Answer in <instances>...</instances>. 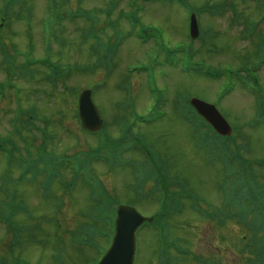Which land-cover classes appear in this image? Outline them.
<instances>
[{
	"label": "rangeland",
	"instance_id": "rangeland-1",
	"mask_svg": "<svg viewBox=\"0 0 264 264\" xmlns=\"http://www.w3.org/2000/svg\"><path fill=\"white\" fill-rule=\"evenodd\" d=\"M110 1L111 0H70V4L66 3L64 6H66L67 9H71L75 19L83 17L94 18L95 14L93 12H87L86 9L94 10L105 7L110 9L116 8L111 7ZM118 1L119 9L128 12L132 9H136L132 5V1L134 0ZM137 1L145 6L139 14L141 22H144L147 26L152 25L159 28L160 31L158 35H161L164 43H169L170 45H176L177 43L191 44V51H189L191 57L186 60L182 58V63H179V67L176 65L177 68L159 67L155 69L158 85L161 87L168 84L170 87L169 92L166 93L167 98L165 97L168 102V105L164 108L168 113L167 118L159 123L141 124V127L137 124L133 131L136 134L147 137L150 144L156 145L157 143L158 149L161 151L159 152L156 150L159 158L165 160L166 164L171 167L170 173L173 174L175 181H185L190 189L196 192V203L199 207L205 208L208 206V203L220 205L222 202L221 191L223 188H227L230 185L229 180L226 179L227 171L225 172L222 168V164L215 161L208 152L205 153L198 149L200 147L209 148L211 138L207 137V144L205 145L194 143L193 135L197 134L193 132L191 119H186L187 122L184 119H179L177 116L173 115V107L175 109L178 104L177 101L181 99L182 96L197 97L211 104L219 100V108L228 117L231 125L234 126V130H237L235 131L237 145L246 143L244 147L241 148L246 158L248 157L249 160L264 159V118L254 119L257 113L255 110L256 97H252V93L244 88L247 87L249 90L251 89L248 83L245 85L238 82L237 79H229L225 73V69H235L242 65V62H247L253 66L258 64L263 65L262 62H258V59H264V49H260L254 45L250 46L251 44L243 37L246 25L250 19L255 18L257 21L260 18V15L257 16L258 11L250 10L252 7L256 6V1L245 0L244 2L242 0H236L242 15L239 25L236 26L231 23L232 14H224L214 18L210 17L208 14H203L204 16L202 15L203 17L200 19L202 25L201 29L209 33H207L205 39L202 40H194L189 36L190 9L187 6L164 0H158V2ZM188 1L191 2L195 8L203 7L210 1L215 3L225 2V0ZM41 9L44 11L43 7ZM119 9L113 11L112 18L116 19L119 16ZM100 12L101 11L98 12L100 15L98 16L100 28H105L106 30L104 32H107L106 34L108 35L111 33L109 26H107L108 17ZM262 21L263 19L259 20V23ZM89 22L72 21L71 23H67V28L72 33L73 38V74L70 82L73 97L63 90L55 91L52 89L54 87L44 80L43 73L37 75L38 79H40L38 81L19 82V96L23 98V108L28 110L36 108L41 117H50V111L52 110L55 116L61 115L65 120L64 124L60 125V121L54 117L56 126L50 128L54 140L49 142V146L50 150L54 153H78L89 151L91 148L98 145L99 137L97 135H88L81 127L79 128V123H77L73 115L75 108L74 97H76L77 90L80 92L87 88L93 90L94 101L105 119L104 126L109 135L110 144L120 140L119 135L121 133V127L117 121L119 117L124 116L118 108L119 104L124 100V92L120 88V85L127 76L130 77L131 84L134 83L135 87H138V85L142 86L138 90V93H135V99L138 100V104H140L141 108L147 111L153 103L151 90L145 87L147 72L130 73L129 68L131 65L149 64L151 62V54L153 57L157 55V51L155 52V45H157L155 40H150V42L145 44L141 43L135 36V33L133 35L130 33L132 29H128L129 26H125L122 28V34L125 33L123 40L120 42L117 48L118 50L115 53L114 45L110 49L108 45L103 48L98 43L89 44L88 40L84 41L83 29L89 26L92 27L94 23L93 21ZM209 28H213V30H211L212 33ZM261 28V32L263 33L264 23L261 24ZM125 30L127 31L125 32ZM16 37L17 35L11 37L16 49L30 48V50L35 51L33 55H43L41 39L37 40V46L33 48V45H31L32 41L28 42L25 36L27 47L26 44L22 43L19 39H15ZM54 49L64 50L65 48H61L60 45L55 44ZM239 49H241V53L238 52ZM105 55L106 59L109 56L110 66H113V64L117 62L115 71L108 75L106 67L103 66ZM244 55L248 56L245 60L242 57ZM192 64L195 65V71L186 68ZM184 69L185 71H183ZM207 69L219 73L222 71L223 73L218 77H212L206 74ZM165 73L167 77H164ZM260 75L264 86V67L260 69ZM2 77L3 74H0V79H2ZM41 79L43 80L42 82ZM12 95L15 96L14 92L10 94L8 100L0 104V116L3 118L0 125L1 136H5L10 131L9 120L13 118V114L10 115V113L16 108V100L15 97L12 98ZM141 99H144L143 102L140 101ZM185 109L189 110L186 104ZM190 117H192V115H190ZM39 125H43V122H40ZM202 130L205 131L204 126ZM243 137H246L247 140H244ZM100 138L103 141L105 140L104 135ZM248 139H250L249 142ZM210 147L212 146L210 145ZM230 149V151H236V145L234 143L231 144ZM118 151L125 152V148L122 147ZM137 158L141 159V156L137 155ZM251 163L252 162H250V164ZM3 166H5V163L0 157V169ZM94 166L97 171L91 173H77L81 181L77 183L75 189L77 192L69 196L70 187L58 186L56 190H53L54 196L46 198L42 192L36 188L35 182L25 180L19 184L18 189L26 197L25 200L30 210L33 211L36 217H39L37 223L40 228L44 229L47 227L50 232L63 234V230L56 231L54 229V227L56 228L54 219L50 220V224L46 222L48 221L47 217L56 213L57 205H59L61 201H65L63 205L65 211H61L60 213L57 212L58 214H63L62 216H58L57 214V217L61 220L64 219V222L62 221V223H64V228L69 230L67 239L72 242V234H74L77 224L85 220L84 214L81 212H85L89 208L91 210L92 208L91 198L98 195H102L104 198L103 192L99 190L101 182L107 188L113 201H126L125 190H127V187H125L124 190L123 182L121 185L120 182L130 177V169L117 168L110 170L106 165H100L98 163H94ZM253 168L254 171L252 170V174L248 177L251 180V184L253 186L264 187V167ZM121 177H123L122 180ZM84 178L85 181L83 182ZM1 181H3V174L0 170V188L3 190V183ZM88 194L89 201L84 198V195L86 196ZM3 197V193L0 191V209L3 208L1 207ZM32 198H36V201L38 200L37 202L43 203L44 207L41 208L40 204H35L36 202L34 203L28 200ZM154 200L157 203V199L154 198ZM135 205L145 216L153 215L158 209L149 200L140 201L135 203ZM191 207L192 203H185V208L182 211L183 217L181 216L178 221L175 220V218L172 219L171 234L173 237H175V239H180L185 247H190L197 254L209 257L210 253L213 252L214 259L220 258L225 261V264H233L234 262L235 264L236 262L241 264L240 248L243 246L242 235L245 234V230L240 227L237 222L233 221L230 226L224 228L227 237L222 239V236L218 234L217 228L211 223L200 219L198 215L192 211ZM68 209L74 212L75 218L77 219L72 225H68L66 219V214H69ZM106 213H109L108 209H106ZM21 223H23V221H21ZM32 224L33 222L31 221L26 226L32 227ZM230 228L233 229L232 232L229 231ZM106 230L108 231V229ZM156 231L157 229L154 225H144L138 230L139 258L137 264H153L148 254H150L152 248L156 246L155 242L159 240ZM5 237H7L6 227L5 224L1 222L0 260L5 257V253L1 251L7 248V240L5 241ZM26 238L28 239L29 237L27 236ZM229 241L233 242L231 247L228 246ZM40 243L48 245V241L43 238H41ZM49 243L55 244V239L52 238ZM37 250H39V248H29L28 255L36 259L38 257ZM75 250L77 251V249ZM28 255L26 254V256ZM73 255L80 260L78 261L81 264H86V261L78 255V252ZM69 256L72 255L63 256L67 264H69L70 261ZM7 258H9V255Z\"/></svg>",
	"mask_w": 264,
	"mask_h": 264
},
{
	"label": "water",
	"instance_id": "water-1",
	"mask_svg": "<svg viewBox=\"0 0 264 264\" xmlns=\"http://www.w3.org/2000/svg\"><path fill=\"white\" fill-rule=\"evenodd\" d=\"M191 30H192V36L195 37L197 35V23L196 19L193 16L192 17V23H191ZM192 103L198 108L201 114H203L221 133L223 134H229L231 132V127L227 123V121L223 118V116L220 114V112L216 109L214 105L208 104L204 101L193 99ZM93 102L91 99V92L85 91L82 94L81 97V110L83 113V121L84 125L88 128H91L93 130H98L102 125V120L99 116L98 111L93 106ZM140 220H133L130 222H127L125 219H120L118 221V233L117 237L120 240L128 238L127 245L130 243L133 245V236L136 228L139 226ZM123 245V244H122Z\"/></svg>",
	"mask_w": 264,
	"mask_h": 264
},
{
	"label": "flooded vegetation",
	"instance_id": "flooded-vegetation-1",
	"mask_svg": "<svg viewBox=\"0 0 264 264\" xmlns=\"http://www.w3.org/2000/svg\"><path fill=\"white\" fill-rule=\"evenodd\" d=\"M17 8L23 9V7ZM17 8L15 7V9ZM12 13L14 12L12 11ZM10 14L11 8L9 7L8 0H0V74H3L2 79H0V104L9 98L8 96L6 97V95L9 91L10 71L12 70V74L19 75V71L24 65V62L19 59V55L15 54L14 51L12 55L10 54V48L13 47L14 42L11 37L17 35L15 39H19V36L22 34V30L11 25L9 21ZM33 26L35 27L36 24ZM35 30L36 29H34L33 32V45H36L37 40L40 39V34L35 32ZM28 42H30V40H28ZM2 46H6L5 49H2Z\"/></svg>",
	"mask_w": 264,
	"mask_h": 264
},
{
	"label": "bare ground",
	"instance_id": "bare-ground-1",
	"mask_svg": "<svg viewBox=\"0 0 264 264\" xmlns=\"http://www.w3.org/2000/svg\"><path fill=\"white\" fill-rule=\"evenodd\" d=\"M72 213V212H71ZM73 214V213H72Z\"/></svg>",
	"mask_w": 264,
	"mask_h": 264
}]
</instances>
